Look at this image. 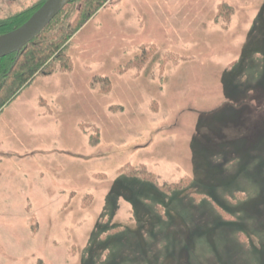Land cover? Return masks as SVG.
I'll return each mask as SVG.
<instances>
[{"label": "rangeland", "instance_id": "374dc122", "mask_svg": "<svg viewBox=\"0 0 264 264\" xmlns=\"http://www.w3.org/2000/svg\"><path fill=\"white\" fill-rule=\"evenodd\" d=\"M66 55L0 108V264H264V0H108Z\"/></svg>", "mask_w": 264, "mask_h": 264}, {"label": "trees", "instance_id": "16d2710c", "mask_svg": "<svg viewBox=\"0 0 264 264\" xmlns=\"http://www.w3.org/2000/svg\"><path fill=\"white\" fill-rule=\"evenodd\" d=\"M108 0H69L57 16L17 54L0 59V108L17 96L36 76L68 72L66 55L70 39ZM46 0L29 2L25 7L0 18V37L23 25ZM105 80V79H104ZM185 181L176 189H185Z\"/></svg>", "mask_w": 264, "mask_h": 264}, {"label": "water", "instance_id": "95a60500", "mask_svg": "<svg viewBox=\"0 0 264 264\" xmlns=\"http://www.w3.org/2000/svg\"><path fill=\"white\" fill-rule=\"evenodd\" d=\"M68 1L46 0L23 25L4 35L9 36V39L0 44V59L17 54L57 16Z\"/></svg>", "mask_w": 264, "mask_h": 264}, {"label": "bare ground", "instance_id": "6f19581e", "mask_svg": "<svg viewBox=\"0 0 264 264\" xmlns=\"http://www.w3.org/2000/svg\"><path fill=\"white\" fill-rule=\"evenodd\" d=\"M9 39V36L0 37V44L6 42Z\"/></svg>", "mask_w": 264, "mask_h": 264}]
</instances>
